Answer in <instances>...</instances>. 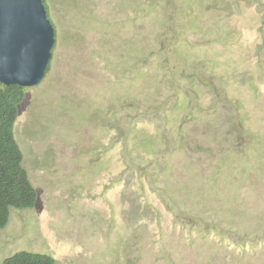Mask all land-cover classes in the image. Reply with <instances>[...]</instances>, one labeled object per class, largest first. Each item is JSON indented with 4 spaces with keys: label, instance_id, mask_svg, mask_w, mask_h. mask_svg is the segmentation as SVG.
<instances>
[{
    "label": "rangeland",
    "instance_id": "374dc122",
    "mask_svg": "<svg viewBox=\"0 0 264 264\" xmlns=\"http://www.w3.org/2000/svg\"><path fill=\"white\" fill-rule=\"evenodd\" d=\"M43 1L0 264H264V0Z\"/></svg>",
    "mask_w": 264,
    "mask_h": 264
},
{
    "label": "water",
    "instance_id": "95a60500",
    "mask_svg": "<svg viewBox=\"0 0 264 264\" xmlns=\"http://www.w3.org/2000/svg\"><path fill=\"white\" fill-rule=\"evenodd\" d=\"M55 28L43 0H0V82L30 88L45 78Z\"/></svg>",
    "mask_w": 264,
    "mask_h": 264
},
{
    "label": "trees",
    "instance_id": "16d2710c",
    "mask_svg": "<svg viewBox=\"0 0 264 264\" xmlns=\"http://www.w3.org/2000/svg\"><path fill=\"white\" fill-rule=\"evenodd\" d=\"M26 92V88L9 87L0 82V232L7 227L12 210L33 209L38 200V193L23 165L24 154L15 137L19 108ZM3 264L59 263L47 254L21 252Z\"/></svg>",
    "mask_w": 264,
    "mask_h": 264
},
{
    "label": "clouds",
    "instance_id": "9594fccd",
    "mask_svg": "<svg viewBox=\"0 0 264 264\" xmlns=\"http://www.w3.org/2000/svg\"><path fill=\"white\" fill-rule=\"evenodd\" d=\"M44 2V1H43ZM45 5V4H44ZM48 16V15H47Z\"/></svg>",
    "mask_w": 264,
    "mask_h": 264
}]
</instances>
